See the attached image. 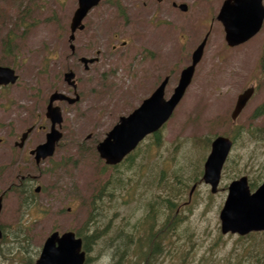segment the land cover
<instances>
[{"label":"rangeland","instance_id":"374dc122","mask_svg":"<svg viewBox=\"0 0 264 264\" xmlns=\"http://www.w3.org/2000/svg\"><path fill=\"white\" fill-rule=\"evenodd\" d=\"M173 1L186 3L188 12L173 8ZM223 1L101 0L86 16V28L76 32L77 51L71 56L69 27L78 0H0V65L15 68L19 75L15 84L0 86V193L5 192L0 264H35L52 231L89 233L95 222L114 240L109 238L106 248L105 239L92 249L89 246V264H145L137 254L120 256L127 245L130 251L143 243L140 236L145 234L138 233L133 222L151 213L147 202L158 200L163 215H158L157 224L164 228L166 181L188 179L200 168L203 172L212 140L220 134L231 136L227 133L232 131L242 134L223 167L220 190L212 193L202 173L198 182L192 180L191 186H197L193 194L190 186L176 200L182 224L151 261L264 264L255 248L264 244V231L246 241L221 231L220 211L228 184L243 174L264 180V112L255 115L264 107V25L250 41L228 47L217 20ZM144 30L147 38L140 42ZM208 33L193 81L161 130V145L156 147L152 136L146 138L135 151L133 167L122 165L118 170L124 172L122 182H116L118 171L104 167L98 143L166 76H170L165 91L169 98L182 69L191 63L189 53ZM81 56L100 59L86 70L78 61ZM69 67L77 73L75 91L80 100L57 103L63 110V136L55 154L38 165L29 147L44 142L50 131L45 114L51 93L59 89L73 96L63 79ZM250 86L256 93L233 122L237 97ZM30 126L34 130L27 148H15L14 141ZM151 146L158 151L159 167L153 164L156 158H149L154 153V149L148 152ZM157 169L163 172L160 179L154 174ZM184 175L187 178H178ZM116 183L124 184L115 188ZM130 191L137 196L131 202ZM94 208L97 217L88 222ZM193 240L197 245L189 249ZM172 241L175 247L168 250Z\"/></svg>","mask_w":264,"mask_h":264},{"label":"water","instance_id":"95a60500","mask_svg":"<svg viewBox=\"0 0 264 264\" xmlns=\"http://www.w3.org/2000/svg\"><path fill=\"white\" fill-rule=\"evenodd\" d=\"M100 3V0H78V7L71 20L70 42L75 39V32L85 28L84 19L89 11ZM182 10H187L186 4L180 5ZM218 19L223 23L226 41L229 46H236L254 37L264 24V0H225ZM207 38L193 53L192 62L185 67L170 98L165 97V88L169 77L146 98L132 113L121 116L119 121L108 132L105 139L99 142L97 150L108 165L121 163L133 150L137 148L144 138L161 129L171 118L177 105L182 100L187 88L191 84L196 66L202 59ZM72 51L75 45H70ZM82 61L93 63L94 58L82 57ZM75 73L69 71L65 80L76 87ZM18 80L15 70L8 66L0 65V85L14 84ZM255 91L254 86L246 88L238 95L235 107L231 114L237 120ZM80 96L71 98L63 93L52 94L46 116L51 120V131L48 132L46 141L38 145L31 153L36 154V160L46 159L54 155L57 143L62 138V132L57 128L61 126L63 117L59 106H54L56 100L66 99L70 103L78 101ZM32 128L26 130L20 139L23 145ZM233 141L226 136L216 137L211 145L205 165L203 179L211 185L212 192H217L221 181L223 165L232 148ZM40 187H37L39 191ZM228 196L220 212L221 228L223 233L232 232L241 235L252 231H264V182L251 192L248 178L243 176L231 182ZM2 210V197H0V212ZM2 231L0 229V238ZM82 239L74 231L60 234L53 232L46 239L41 255L36 264H84L85 251L82 250Z\"/></svg>","mask_w":264,"mask_h":264},{"label":"trees","instance_id":"16d2710c","mask_svg":"<svg viewBox=\"0 0 264 264\" xmlns=\"http://www.w3.org/2000/svg\"><path fill=\"white\" fill-rule=\"evenodd\" d=\"M264 109L260 108L259 111H257V113H263ZM233 132V131H232ZM231 133H227L230 134L231 136L234 137L235 142H237L238 137L242 134L241 131H238L235 134ZM152 137H154L155 142L154 145L157 147H159L161 145V142L163 140V138L161 137V131L155 133ZM208 140V139H206ZM211 140V139H210ZM154 149V153L151 157L149 158H156V161L153 163L154 165H156V167H159V159H158V151L153 147H149L148 152ZM137 152H133L131 153L122 163L115 165V166H109V165H105L104 167L107 168H115V170H119V168L122 165H126V167L128 169H130L131 167H133V158L135 156ZM163 164L165 165L166 162H163ZM166 167V166H165ZM199 167V166H198ZM155 170V169H154ZM122 171H118L116 173V182H122V178L123 177V173H121ZM154 172V171H153ZM202 173V168H200L199 170H194L192 172V176H189L188 179H181V181L177 182L176 179H172V180H167L165 183V187L167 188V195L165 197H163V206H164V215L166 216L165 218V223H164V228L158 226L157 224V219H158V215L161 216L163 214H161V212H159L158 206L161 204L158 202V200H152L147 202L146 206H147V210L151 209V213L148 212V214H146L142 219L137 220L136 222H133V227L137 229L138 233L141 232L143 230L145 237L144 236H140V241H142V245H140L139 248L134 249V247L129 251L128 249V245L127 247L124 249V252H122L120 254V256L122 255V257H124L127 254H134L140 258L139 262L145 263V264H153V262L151 261V251L154 249H161L163 250V242H170V234L173 235L175 230L177 231V227L180 226L182 224V218L183 216H180V211L178 212V203H177V199L179 198V196L181 194H183L184 192L187 191V189L191 186V184L193 183L192 180H194V182H198L199 180V176ZM156 175H158V179L162 178L163 176V172L162 169H157V172L154 173ZM178 178H187L184 176H178ZM180 180V179H179ZM159 181V180H158ZM178 183H176V182ZM123 182H125V179H123ZM154 182H157L156 180ZM154 182L152 181L151 185H154ZM118 185H122L124 183H116L115 184V188ZM193 186V185H192ZM191 186V188H192ZM127 196L129 198V202L134 201L137 199V196L135 195V193L133 192H129L127 193ZM162 205V204H161ZM93 218V215L91 214V217L89 219L88 222H91ZM131 220V218H129ZM94 229H91L88 233L87 230H78L76 232V234L80 237L83 238L84 240V249L89 248V246L95 247L97 245L100 244L99 241H102L105 239L104 242V248H106L105 244L107 242V240L110 238L111 240H114V238L108 235L107 230H103V229H98L96 228L97 226V222L94 223ZM252 234H258V233H251L247 236L244 237H240V240L242 241H246L248 239L251 238ZM119 238H124V236H118ZM197 245V243L193 240L190 244V248L189 249H193L195 246ZM175 247V242L172 241V244H170L169 249H173ZM257 249L258 252V259H262V257H264V244L260 245L259 247H255ZM90 249V250H91ZM255 249V250H256ZM89 250V249H87ZM254 250V251H255ZM190 251V250H189ZM144 261H143V260ZM122 260V259H121Z\"/></svg>","mask_w":264,"mask_h":264},{"label":"flooded vegetation","instance_id":"af4514ba","mask_svg":"<svg viewBox=\"0 0 264 264\" xmlns=\"http://www.w3.org/2000/svg\"><path fill=\"white\" fill-rule=\"evenodd\" d=\"M158 1H160V2H162V1H164V0H158ZM172 5H173V8H175V9H179V10H181V8H180V3H178V2H176V1H173L172 2ZM189 9V8H188ZM188 9L186 10V11H183V10H181L183 13H187L188 12ZM131 25H133V22H131ZM163 31V30H162ZM147 33H148V30H144V31H142V34L139 36L140 37V42H143V41H145L146 40V38H147ZM181 37V35H179V38ZM184 37H186V35H184ZM123 44L125 45L126 44V42H123ZM144 45H145V43H143ZM117 48V46L116 45H114V50ZM194 51V50H193ZM193 51L191 50V52L189 53L190 55H192L193 54ZM188 54V55H189ZM79 61V60H78ZM99 61V60H98ZM97 61V62H98ZM81 63V62H80ZM83 66H84V63L82 64ZM68 87H70L69 85H67ZM71 88V87H70ZM67 92V91H66ZM68 93V92H67ZM58 102V101H57ZM56 102V103H57ZM60 103H66V101L65 100H63V101H61ZM29 138V137H28ZM19 140H20V138H19ZM19 140H15L14 141V147L15 148H20V149H22V150H25L26 148H27V145H28V139L26 140V142L23 144V145H19ZM40 143H42V142H39L38 144H36L34 147H29V155L30 156H32L34 159H35V162L39 165V164H41L42 163V161H40V162H37L36 161V155H35V153H34V155L31 153L35 148H36V146H38ZM40 190H41V187H40ZM4 195V194H3ZM110 195H112V193H110ZM5 196V195H4ZM27 201V200H26ZM95 208H94V210H93V212H92V215H93V218L94 217H97V216H95ZM104 217V216H103ZM102 217V218H103Z\"/></svg>","mask_w":264,"mask_h":264}]
</instances>
